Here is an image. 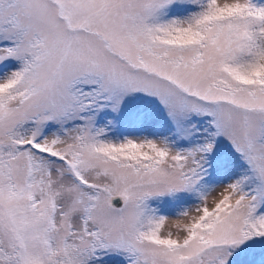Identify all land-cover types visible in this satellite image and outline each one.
I'll return each instance as SVG.
<instances>
[{
	"label": "snow or ice",
	"instance_id": "6c2138e0",
	"mask_svg": "<svg viewBox=\"0 0 264 264\" xmlns=\"http://www.w3.org/2000/svg\"><path fill=\"white\" fill-rule=\"evenodd\" d=\"M0 264H264V0H0Z\"/></svg>",
	"mask_w": 264,
	"mask_h": 264
}]
</instances>
